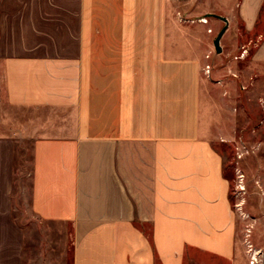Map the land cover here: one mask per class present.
I'll list each match as a JSON object with an SVG mask.
<instances>
[{
    "label": "crops",
    "instance_id": "0c3cea01",
    "mask_svg": "<svg viewBox=\"0 0 264 264\" xmlns=\"http://www.w3.org/2000/svg\"><path fill=\"white\" fill-rule=\"evenodd\" d=\"M218 15L221 38L234 23L264 66V0ZM201 16L181 0H0V72L17 120L0 127V204L15 137L28 138L31 208L71 225V264L232 258L229 182L201 125Z\"/></svg>",
    "mask_w": 264,
    "mask_h": 264
},
{
    "label": "rangeland",
    "instance_id": "374dc122",
    "mask_svg": "<svg viewBox=\"0 0 264 264\" xmlns=\"http://www.w3.org/2000/svg\"><path fill=\"white\" fill-rule=\"evenodd\" d=\"M181 2L189 10L202 14L195 18L197 21L205 19L203 22H206L205 26L201 25L205 46L201 72L204 77L200 103L202 132L222 157L236 229L231 259L198 254L196 262L194 259L187 264H264V101L261 97L264 95V66L250 60L255 43L247 42L250 36L244 37L242 43L233 38L234 23L221 38V52L215 51L213 40L224 24L218 21V13L238 0ZM238 27L240 33L239 23ZM260 29L261 25H258L254 38ZM245 49V55L241 56ZM207 64L208 73L204 70ZM3 86L0 72V127L7 132L5 121H11L15 113L5 103ZM16 121L12 120L9 128L16 129ZM17 136L11 193L5 195V204H0V263L71 264V225L43 220L33 212L31 141ZM9 224L10 233L5 232Z\"/></svg>",
    "mask_w": 264,
    "mask_h": 264
},
{
    "label": "water",
    "instance_id": "95a60500",
    "mask_svg": "<svg viewBox=\"0 0 264 264\" xmlns=\"http://www.w3.org/2000/svg\"><path fill=\"white\" fill-rule=\"evenodd\" d=\"M221 20L224 21V26H222V28L218 31V33L216 34L214 40H213V44H214V48H215V51L217 53H220L221 52V45H220V39L223 35V33L225 32L226 28H227V18L224 17V16H218Z\"/></svg>",
    "mask_w": 264,
    "mask_h": 264
},
{
    "label": "built area",
    "instance_id": "2783aa9c",
    "mask_svg": "<svg viewBox=\"0 0 264 264\" xmlns=\"http://www.w3.org/2000/svg\"><path fill=\"white\" fill-rule=\"evenodd\" d=\"M202 21H205V19H202ZM209 31H211V30H209ZM245 52H246V50H244V51L241 53V56H244ZM204 70H205L206 73L209 72V65H208V64L205 65V69H204Z\"/></svg>",
    "mask_w": 264,
    "mask_h": 264
}]
</instances>
